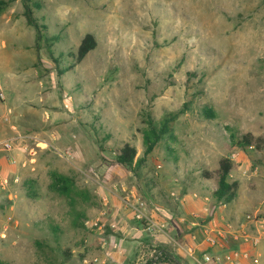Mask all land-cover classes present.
I'll list each match as a JSON object with an SVG mask.
<instances>
[{
	"label": "rangeland",
	"instance_id": "1",
	"mask_svg": "<svg viewBox=\"0 0 264 264\" xmlns=\"http://www.w3.org/2000/svg\"><path fill=\"white\" fill-rule=\"evenodd\" d=\"M35 1V17L60 37L59 63L36 50L23 0L0 14V124L27 148L0 153L13 166L0 181V261L84 264L85 221L123 212L132 191L151 216L170 210L178 221L184 195L217 188L224 157H237L239 191L264 199V0ZM87 34L98 45L77 64ZM170 114L176 140L131 169L116 163L125 144L143 159L148 116ZM248 133L261 148L236 146ZM54 174L69 178L65 193Z\"/></svg>",
	"mask_w": 264,
	"mask_h": 264
},
{
	"label": "crops",
	"instance_id": "2",
	"mask_svg": "<svg viewBox=\"0 0 264 264\" xmlns=\"http://www.w3.org/2000/svg\"><path fill=\"white\" fill-rule=\"evenodd\" d=\"M2 88L3 86L0 79V90H2ZM3 102L4 99H0V111L4 108ZM6 132L7 136H4ZM20 136L21 135L16 134V130L12 129V127L5 129L0 124V141L17 140L16 144L18 147L14 151L21 149L22 144L19 142L21 140ZM11 165L9 161L7 162L0 154V181H9L8 177H6V173H8V167L9 169L13 167ZM207 178L212 180V177ZM216 189L212 191L205 190L196 194L191 193L187 196L184 195L182 206L179 210L185 215L178 218V221L174 220L173 223L169 221L170 215L168 211L170 210H163L161 213L151 210L152 217L160 222L167 223L170 229L169 231L176 232L177 236L183 234L182 230L191 231V234L184 235L180 242L170 237L168 231L166 236L162 235L157 239L158 243L167 248H173L171 240H175L182 247L175 252L188 258L184 250H192L196 252V254L210 251V247L205 241L206 230L225 233L228 225H231L232 228L236 230L242 228L251 237L258 239V245L251 250L253 256L252 262L248 264H264V229H260L256 225L246 221V216L248 215L259 214L261 218H264V199L255 191L241 189L233 203L216 207V200L214 198ZM130 193L136 195L135 191ZM11 197L12 194L10 198ZM103 223L104 227L100 232L92 231V236L87 237L82 242L83 248L81 252L83 261L85 258L89 257H99L103 259L105 257L101 247L103 241L107 242L110 246L114 244L119 247V251L113 250V260L117 262V264L133 260L130 251V249L133 248L136 252L135 256H137V262H144L149 259V253L143 249V244L148 239V235L142 230L139 223L133 219L131 213L126 210V208L123 209V212H118L117 210L110 211V214L107 212L106 217L103 219ZM112 225H117L118 230L112 229ZM109 232L110 235L107 238L105 233ZM249 246L241 245V247L244 248H249ZM254 260H256V263L253 262Z\"/></svg>",
	"mask_w": 264,
	"mask_h": 264
},
{
	"label": "trees",
	"instance_id": "3",
	"mask_svg": "<svg viewBox=\"0 0 264 264\" xmlns=\"http://www.w3.org/2000/svg\"><path fill=\"white\" fill-rule=\"evenodd\" d=\"M0 0V14L8 7L11 2ZM24 2V17L27 20V23L32 27L36 34V50L38 53L42 49L47 51L51 60H54L56 63H59V59L55 58L54 46L60 42L59 36H49L48 26L43 24L35 17L34 9L41 10V5L35 0H23ZM97 39L92 34H87L81 41V44L78 47L76 55H72L73 59L77 64L85 60V58L97 48ZM64 71L60 72V75H63ZM3 99V97H2ZM207 116L213 117L214 115L211 112L206 111ZM178 118V114H170L165 116L161 121L157 122L152 115L148 116L147 121L145 122L146 128L143 131V145H144V158H137V149L130 144H125L122 149L116 153V163L119 166L125 168H133L135 165L140 164L144 161L146 157L151 155L157 146L163 140L173 141L176 140V136L173 130V123ZM261 139L255 138L251 133L244 135L237 143L241 150L246 151L252 147L261 148L260 142ZM234 168V161L230 157H224L219 161V168L217 170V189L214 193V198L217 203L231 204L235 201L239 192V183L237 181L231 180V173ZM205 176L211 178L210 173H205ZM55 185L54 187L59 190L61 193H65L69 189V178L64 175L54 174ZM61 185L62 188H57L58 185ZM170 229H167V232ZM173 231H169L170 237L181 241L184 235H190L191 231L182 230V235L177 236ZM147 240L144 242L143 246L145 250L149 251L153 248V239L148 235ZM39 247H42L41 244L37 243ZM158 251L162 252V257H160L156 262L151 259H147L142 264H191L187 257L177 254L174 252L173 248H167L162 244H159ZM131 261H126L121 264H132ZM0 264H9L0 261Z\"/></svg>",
	"mask_w": 264,
	"mask_h": 264
},
{
	"label": "built area",
	"instance_id": "4",
	"mask_svg": "<svg viewBox=\"0 0 264 264\" xmlns=\"http://www.w3.org/2000/svg\"><path fill=\"white\" fill-rule=\"evenodd\" d=\"M2 97V96H1ZM17 140H6L0 141V153L2 152H13L17 149ZM22 149L26 150L27 148L21 146ZM233 161L237 159L236 156L231 158ZM20 178L15 177L14 183H19ZM9 184L8 180H2L1 186L6 187ZM125 208L128 210L133 219L139 223L142 230L153 239V248L149 251V259L154 260L155 262L162 257V252L158 251L159 243L157 239L160 236L167 235L168 225L167 223L160 222L157 219H154L150 213L147 205L144 201L139 200L135 195L131 194L125 198ZM107 212L103 211L99 217L92 220L85 221V226L89 230L100 232L103 227V219L106 217ZM246 221L252 223L264 229V218H261L259 214L248 215L246 216ZM112 229H116L117 225H112ZM240 229V228H239ZM234 229L231 225H228L227 231L223 232H214L211 230L205 231V241L210 247V251H204L200 254L192 250H184L186 252L188 259L191 264H248L252 262V248H255L258 245V239L251 237L246 233L242 228ZM8 228L6 225H0V233L2 237L6 238ZM171 243L174 248V252L178 251L182 247L175 240H171ZM241 245H250L249 248L241 247ZM102 250L105 257L103 259L99 257H89L84 259V264H117L113 260V250L119 251L117 245L112 244L111 246L103 241ZM143 249L145 247L143 246ZM88 257V256H87ZM256 263V260L253 261Z\"/></svg>",
	"mask_w": 264,
	"mask_h": 264
}]
</instances>
